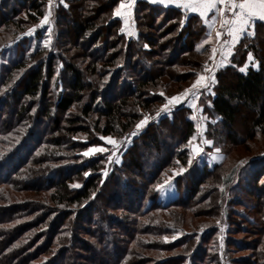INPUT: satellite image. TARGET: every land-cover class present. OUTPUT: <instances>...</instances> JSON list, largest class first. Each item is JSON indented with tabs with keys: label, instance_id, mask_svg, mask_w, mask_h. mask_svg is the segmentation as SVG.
<instances>
[{
	"label": "trees",
	"instance_id": "16d2710c",
	"mask_svg": "<svg viewBox=\"0 0 264 264\" xmlns=\"http://www.w3.org/2000/svg\"><path fill=\"white\" fill-rule=\"evenodd\" d=\"M119 2L64 0V7L58 1L53 46L31 49L23 38L13 48L17 57L0 62V226L11 225L0 227V264H264V39L241 41L230 65L217 72L214 97L203 112L216 119L208 139L226 142V150L242 146L250 154L263 141V152L242 160L253 166L244 191L256 206L242 232L254 237L242 246L250 256L230 260L217 249V261L205 259L217 228L182 233L187 214L204 216L210 208L224 217L221 197L238 167L228 159L211 169L193 164L174 180L177 198L160 202L156 186L166 169L188 165L189 109L178 107L171 118L150 124L103 183L102 157L81 162L73 154L78 145L71 138L89 133L91 116L100 136H129L140 111L163 101L155 91L186 83L210 49L197 51L207 37L198 17L144 1L133 10L138 40L127 39L112 16ZM46 4L0 0V48L39 23ZM75 12L82 16L76 22ZM248 52L258 66L241 72ZM73 109L77 116L69 114ZM213 179L223 186L219 201L206 196ZM76 182L80 187H71Z\"/></svg>",
	"mask_w": 264,
	"mask_h": 264
},
{
	"label": "rangeland",
	"instance_id": "374dc122",
	"mask_svg": "<svg viewBox=\"0 0 264 264\" xmlns=\"http://www.w3.org/2000/svg\"><path fill=\"white\" fill-rule=\"evenodd\" d=\"M58 1L59 0H54V4L52 7V16L50 17V26L52 29L51 35L53 37L51 47L54 44V36L56 35V32L58 30L53 25V14H54L55 8H57L56 3ZM47 9H48V4H46V6H45V11H47ZM78 14L79 13H77V12H75V14H73V15H75V17H74L75 22L82 18V16L78 15ZM133 14L134 13H132V16H134ZM132 20H133L134 25L132 26L131 31L134 33V35H132V37L129 38L127 34H124V33L123 34L127 39H133V40L137 39L138 40L137 30H136V26H135L133 17H132ZM37 24H39V23H37ZM37 24H35V25H37ZM33 26H31V27L29 26L28 28H26L27 31L29 28H32ZM128 28L131 29V26ZM27 31L25 33H27ZM36 32L37 33L39 32L40 38L34 39ZM25 33L22 36H20L16 41H14V43H11L9 46H7L5 48H0V62L1 61L7 62L8 60L15 59L17 57V52L14 51L13 48L16 45V42L18 43L20 40H23V38L30 40L29 43L31 45V49H33V47H35L37 43H40L39 44L40 49L45 48L43 46V40L46 39L47 35L49 34L48 33V26H44L42 28L36 29V31L31 36L25 35ZM206 39H208V36L205 37L204 40H206ZM203 41L199 42L198 44H202ZM197 45H196V48H197ZM207 45L210 47V49L208 50V52H207L208 55H207V57H205L203 62L208 61V56L210 55V50L212 47L211 43H209ZM47 49H49V48H47ZM75 54L77 55L76 60L80 64V62H81V58L79 57L80 53H79V55H78V52H76ZM65 56L68 57L70 55H65ZM208 63L210 64V61H208ZM203 65H204V63H203ZM203 65H202V69H203ZM202 69H201V71H202ZM195 78H196V73H194V75L191 78H189L188 81L184 84L178 85V84L170 82L169 83V89H167L166 93H163L161 91H155L154 94L161 96L163 101L160 104L153 106L148 111H140L141 115H142V117L140 119H142L145 115L150 116V117H155L156 112L161 109V107L164 103H166V100L164 98L165 96L171 97L173 95H176V94L182 92L185 88H188L192 84V82L195 80ZM161 93H163L164 95L162 96ZM210 98H211L210 95H205V93L203 95H200L199 99H200L201 104H199L198 102L197 103L203 107V109H202L203 112L207 111V105L210 102ZM178 107H183V106H176L175 108H172V111L169 114H162L158 119L157 118L151 119L149 124L146 127H144L143 129L137 130L134 127L133 130L131 131V133L133 131H136L138 134L135 137H132L131 141H129L127 139V137H129L130 135L129 136H123V137H113V138H116L118 141H121L122 144L126 145V147L120 148V155H119L120 163L119 164L114 163V162H112V163L107 162V158L111 154L112 149H111V145H106L105 141L100 140V135L98 133H96L94 130L95 122L97 120L96 116H91L88 120L85 121L86 122L85 126L89 128V133L87 135L84 133H81V134H78V135L74 136L73 138H71L72 142L74 141V143H76L78 145V149L74 150L73 154L78 155L80 158H82L81 162H84L86 160L89 161L92 158L102 157L103 158V164H102L103 168L101 169L100 174H101V180L103 182H105L106 179L108 178V176L110 175V173L112 171H114L115 168L122 166V164L125 160L124 156H125L128 148L130 146H132L133 142H135V140L141 134H143L146 131V129H148L150 124L158 125L161 119L167 118V117L171 118L172 113ZM185 108H187V107H185ZM187 109H189V113L186 114V116L189 118V120L193 124L192 136L194 134H198L196 124L200 123L202 125V127L199 130V132L203 133L202 138L208 139L207 135H208V132H210L209 131L210 129H208V127L212 126L211 129H213L214 128L213 125L216 124V119L206 117L203 112H202V114L204 117H206V119H203V120L199 119V117L201 116V113H200L201 108H197L195 111H196V115H197L198 119L194 121V120L190 119L191 115L193 114V109L191 107L187 108ZM69 114L71 116H77L76 109H73L72 111H70ZM181 118H183V117H181ZM177 125H178L177 128H179V129H178V132L176 133V135L177 134L179 135L180 130H181V126H180V124H177ZM236 132H238V134H240V136L244 137V135H245L244 132L241 130V127L239 125H238V128H236ZM178 135L176 138H178ZM110 137H112V136H110ZM211 141H213V144L211 146L205 145L202 143L200 144V147L203 148V153L200 155H197V156H193L192 157L193 162L191 164L189 163V159H188V165L187 166H183L179 162H176L175 166L169 167L168 169H166L167 174H166L165 178L163 179V181L160 183V185L163 186V190L159 189V192H160L159 199H160L161 203L165 204V203H168V202L177 198L178 193H177V190L174 186V180L179 178L180 175L182 176L184 172H186L187 170H189V168L191 166H193V164H197L198 167L205 165V167L207 169H211L214 165L221 163L224 159H228V162H227L228 165L229 164H236V166H238V167L236 169L235 179L232 181L229 189H226L225 193L221 197L222 206L220 209V213H223L224 217H222L220 215L214 216V215H216V212L214 209H210V208H208V209L206 208V213L204 216L203 215L202 216H193L191 214H187V217H186L187 222L184 223L182 233L187 234L190 232V230L194 231V232H200V230H202L203 227H207V226L216 227L217 228L216 235H213V237H209V242L207 244V246L213 251H211V252L207 251V253H206L207 256L205 257V259L207 258V259L211 260V259L215 258L217 256L215 254L216 253L215 250H217V249L220 250L219 256L227 255L230 258V260H234L236 258H245V257L250 256V253L246 250L243 251L242 246H243V244H246V242L251 243V241L253 240L254 237L253 236L250 237L251 236L250 234H248V235H246L245 233L242 234V232H244L243 230H245L248 227L247 222H250V220H251L250 218L253 219L254 215L251 212L255 209L256 205H255V201L248 199V197L246 196V192L244 191V188L248 184V173L251 172L253 166L250 165L246 161H245L246 163L241 164V161L244 159L245 160L248 159V161H250L249 159H251L252 157H255L256 155H259L261 153V151L263 152L264 149L263 150L260 149V147L263 146V141L258 142L256 147L252 146L250 154H246V152L244 151L242 146H238L235 149L228 148V150H226V148L224 147L227 144L226 142L217 143L215 141V139L211 140ZM197 142L198 141H194V143H197ZM92 146H103V147H106L108 150L105 151L104 153L95 154L92 157L83 156V152L88 147H92ZM215 148H219L221 151L219 153H216L214 151ZM186 149L188 152V158H190V156L192 155V151H191V148L188 146V143L186 144ZM67 155H68V153H67ZM63 163H64V161H61L60 163L52 164L51 167H54L58 164H63ZM181 168L184 169L183 173L180 172ZM105 169H107V175L104 174ZM170 178H172V179L170 180ZM262 181L263 180H261V182ZM166 182H168V183H166ZM74 184L80 185V183L76 182V183L71 184V186ZM185 184L187 185L186 182H185ZM207 185L210 187V189H209L208 193H206V196L210 197L211 201H213V200L219 201V190L221 192V189H219V185H220L219 181L213 179V180H210L209 184H207ZM208 186L206 188H208ZM182 195L183 194H181L180 198H183ZM207 199L208 198H206V200ZM244 205H245V208H244ZM217 213H219V212H217ZM227 215H229L228 218L230 219V221L225 224V223H223L224 221L222 219H225V217L227 218ZM189 222L191 223V225L188 224ZM222 223H223V225H221ZM221 228H223V232H221ZM221 237H223V248L222 249L220 247ZM170 238H173V237H169V239ZM227 243H228V245H226ZM229 244L231 246H229ZM238 245H241V246H239V248H236ZM226 249H228V252ZM215 261H217V257L215 258Z\"/></svg>",
	"mask_w": 264,
	"mask_h": 264
},
{
	"label": "snow or ice",
	"instance_id": "6c2138e0",
	"mask_svg": "<svg viewBox=\"0 0 264 264\" xmlns=\"http://www.w3.org/2000/svg\"><path fill=\"white\" fill-rule=\"evenodd\" d=\"M151 3L161 4L165 7L170 5H175L178 8H182L187 12L198 13L199 17L204 19V22L208 25L209 28H213L217 19H219L220 28L215 31V36L213 38L212 33L209 32L208 39L204 40L202 44L197 45V51L203 49L204 45L209 43L212 44L210 55L208 56V61H211V64L208 61L204 62L202 71L196 72V78L192 84L185 88L182 92L173 95L171 97L165 96L166 103H164L159 111L156 112L155 117H150L145 115L140 119L135 128L137 130L143 129L146 127L150 120L153 118H159L162 114H169L172 111V108L176 106H183L185 103H189V106L193 109V114L190 119L197 120L196 109L201 107L197 101H199L200 95L210 92V85L217 83L216 72L224 68L227 64L230 63L229 58L232 57L235 50V46L240 43L241 38L245 35L248 37H253L255 35V26L256 22H264V0H150ZM59 3L64 4V7H67V4L64 3V0H59ZM136 3V0H120L119 5L115 8L112 13L113 17H119L124 21L125 27L119 29L120 33H127V35L132 36L134 33L129 30L127 27L131 21V10L133 5ZM48 9L45 11L43 18L40 19L39 24L34 25L32 28H29L25 35L31 36L36 29L48 26V35L47 38L43 40V46L45 48H51L53 37L51 35L52 29L50 26V17L52 16V7L54 0H47ZM222 5V6H221ZM214 12L215 15L212 17V21L207 20L208 13ZM184 21H181L183 23ZM251 29V30H249ZM227 36L228 38L222 39V37ZM148 47V45H145ZM249 62L254 60L253 53L248 52L247 57ZM252 67H256V63H252ZM248 65L240 68L241 72H244ZM103 87V85H101ZM163 96L164 94L161 93ZM199 119L203 120L206 117L202 114ZM202 125L200 123L196 124L198 134H194L188 140V146L191 148L192 155L189 158V163L193 162L192 157L197 156L203 153V148L200 147V144H205L211 146L213 141L202 138L203 133H200ZM138 133L133 131L127 139L131 141L132 137H135ZM100 140L106 142V145H111V154L107 158L109 163H120L119 155L120 148L126 147L122 144L121 141H118L116 138L110 136H100ZM194 141H198L194 143ZM108 149L103 146H92L88 147L84 152L83 156L92 157L98 153H104ZM214 151L219 153L221 150L215 148ZM246 163L241 161V164ZM184 169L181 168L180 172L183 173ZM104 174L107 175V169L104 170ZM84 175L87 177L89 172H85ZM172 178H170L171 180ZM103 183V181H101ZM168 183V182H166ZM71 187L78 188L79 184H74ZM158 189L163 190V186L157 185ZM221 191H223V186ZM95 197V193L92 194V198ZM19 223V221H17ZM0 227H11V225H3ZM223 232V228H221ZM175 237H173L174 239ZM167 239V238H165ZM18 244H14L13 248L18 247ZM221 249L223 248V237H221Z\"/></svg>",
	"mask_w": 264,
	"mask_h": 264
},
{
	"label": "crops",
	"instance_id": "0c3cea01",
	"mask_svg": "<svg viewBox=\"0 0 264 264\" xmlns=\"http://www.w3.org/2000/svg\"><path fill=\"white\" fill-rule=\"evenodd\" d=\"M138 1H144V2H147V3H150V4L159 5V6H162V7H164V8H175V9L180 10L182 13H184V14L187 15V16H196V17H198V18L201 20L203 26L206 28V35H207L209 32H211L213 38H214V36H215V29H216L217 25L219 24V19L216 20L215 25H214L213 28H209L208 25L204 22V19H202L201 17H199L198 13L187 12L186 10H184V9H182V8H178V7L175 6V5H170V6L165 7V6L161 5V4L151 3L150 0H136V3H137ZM136 3H135V4H136ZM135 4L133 5L132 10H131V21H130V24L127 26V27H130V26H131V29H129L130 31L132 30V26L134 25V24H133V20H132V17H133V16H132V13H133V9H134ZM221 6H222V5H221ZM213 15H215L214 12H209V13H208L207 20H208L209 22L212 21V17H213ZM115 18H116V19H119V20L121 21V25H122V27H125L124 21H123L121 18H119V17H115ZM249 30H251V29H249ZM124 34H127V33H124ZM207 36H208V35H207ZM128 37L131 38L132 36H129V35H128ZM254 37L264 39V22L257 21V22H256V26H255V35H254L253 37H248L247 35H245V36H243V37L241 38V41H242L244 38H254ZM241 41H240V43H241ZM240 43H238V44L235 46V50H234V52H233V55H232V57L229 58L230 63H231V61H232V59H233V57H234V55H235L236 49L238 48V46H239ZM247 57H248V53H246V54L244 55V65H243L242 67H244L246 64H247L248 67H249V66L252 65V63H256L257 66H258V63L255 61V59H254L252 62H249L248 59H247ZM230 63L227 64L224 68L228 67V66L230 65ZM210 64H211V61H210ZM257 66H256V67H252V66H251V67L256 69ZM224 68H221V69H219L218 71H220V70H222V69H224ZM246 69H247V68H246ZM218 71H217V72H218ZM217 72H216V74H217ZM215 84H216V83H215ZM215 84L210 85V87H211V91L205 93V95H210L211 98L214 97V93H213V90H212V89H213V87L215 86ZM197 102H198L199 104H201V103H200V99H199V101H197ZM202 103H203V102H202ZM183 107L190 108L189 103H185V104L183 105ZM199 108H202V109H203L202 106L199 107ZM202 112H203V111H202ZM200 113H201V112H200Z\"/></svg>",
	"mask_w": 264,
	"mask_h": 264
},
{
	"label": "built area",
	"instance_id": "2783aa9c",
	"mask_svg": "<svg viewBox=\"0 0 264 264\" xmlns=\"http://www.w3.org/2000/svg\"><path fill=\"white\" fill-rule=\"evenodd\" d=\"M219 28H220V24L217 25L215 31L218 30ZM226 38H228V37L227 36L222 37V39H226Z\"/></svg>",
	"mask_w": 264,
	"mask_h": 264
}]
</instances>
